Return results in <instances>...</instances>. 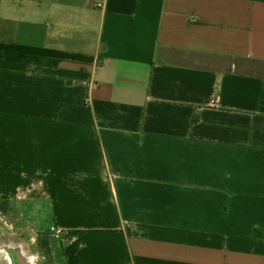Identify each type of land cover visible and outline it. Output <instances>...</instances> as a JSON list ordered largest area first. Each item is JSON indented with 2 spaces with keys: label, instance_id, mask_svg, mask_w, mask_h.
Segmentation results:
<instances>
[{
  "label": "crops",
  "instance_id": "1",
  "mask_svg": "<svg viewBox=\"0 0 264 264\" xmlns=\"http://www.w3.org/2000/svg\"><path fill=\"white\" fill-rule=\"evenodd\" d=\"M0 199L62 264H264V0H0Z\"/></svg>",
  "mask_w": 264,
  "mask_h": 264
},
{
  "label": "rangeland",
  "instance_id": "2",
  "mask_svg": "<svg viewBox=\"0 0 264 264\" xmlns=\"http://www.w3.org/2000/svg\"><path fill=\"white\" fill-rule=\"evenodd\" d=\"M32 208L29 203L13 202L7 211L0 209V264H62L58 250L50 244L47 254L41 244L49 227L45 209L39 212V224L26 223ZM17 212L26 215L25 221H21Z\"/></svg>",
  "mask_w": 264,
  "mask_h": 264
},
{
  "label": "trees",
  "instance_id": "3",
  "mask_svg": "<svg viewBox=\"0 0 264 264\" xmlns=\"http://www.w3.org/2000/svg\"><path fill=\"white\" fill-rule=\"evenodd\" d=\"M37 62L39 64H42V65H47V66H51V67H56L59 63V61L57 60H47V59H44V60H37ZM195 121V120H193ZM0 203H1V210L3 211H7L8 210V207H9V203L5 200H2L0 199ZM41 244L42 246L44 247V249L46 250L47 254H50V240L46 237V239H42L41 241Z\"/></svg>",
  "mask_w": 264,
  "mask_h": 264
},
{
  "label": "built area",
  "instance_id": "4",
  "mask_svg": "<svg viewBox=\"0 0 264 264\" xmlns=\"http://www.w3.org/2000/svg\"><path fill=\"white\" fill-rule=\"evenodd\" d=\"M98 6H99V7H102L101 4H99ZM51 232H52L54 235H56V236H60L62 231H61L60 229H58L57 227H53V228H51Z\"/></svg>",
  "mask_w": 264,
  "mask_h": 264
}]
</instances>
